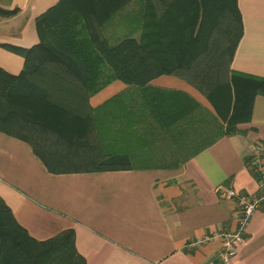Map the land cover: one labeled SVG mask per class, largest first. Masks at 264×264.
I'll return each mask as SVG.
<instances>
[{
  "label": "crops",
  "instance_id": "obj_1",
  "mask_svg": "<svg viewBox=\"0 0 264 264\" xmlns=\"http://www.w3.org/2000/svg\"><path fill=\"white\" fill-rule=\"evenodd\" d=\"M59 2L0 0V7L17 9L11 16L0 15L1 68L21 72L22 50L40 40L37 18ZM238 6L243 29L231 68L264 77V0H238ZM117 23L116 19L109 25V34L115 33ZM103 69L104 83L89 97L93 109L134 89L112 77L107 64ZM150 83L188 94L197 102L196 109L164 129L146 114L141 118L150 120L152 129L145 128L143 120L139 132L120 137L113 127L106 147L97 128L86 133L91 146L71 150L57 134L42 133L34 139L42 152L30 140L0 130V197L34 238L73 229L86 264H223L220 240L195 241L237 228L236 201L224 197L220 186L249 194L260 191L262 172L251 157L261 145L264 169V92L254 96L250 115L227 134L210 99L187 78L162 74ZM129 92L123 95L127 102ZM137 98L142 100L141 95ZM64 129L82 140L81 129ZM102 148L127 151L132 167L82 166H91L90 156H99ZM243 237L230 264H264V202L252 214Z\"/></svg>",
  "mask_w": 264,
  "mask_h": 264
},
{
  "label": "trees",
  "instance_id": "obj_2",
  "mask_svg": "<svg viewBox=\"0 0 264 264\" xmlns=\"http://www.w3.org/2000/svg\"><path fill=\"white\" fill-rule=\"evenodd\" d=\"M16 12L0 7L1 16ZM116 19V31L109 34L107 28ZM36 23L40 40L22 50L21 72L0 67V130L34 146L35 137L53 132L69 149L88 147L92 144L86 133L97 128L106 147L113 127L120 137L139 132L143 120L144 127L152 129L150 120L141 118L145 114L168 128L196 109L197 102L182 91L152 86L150 81L162 74H178L202 90L225 122L227 134L250 115L254 96L264 92V77L231 68L243 29L238 0H60ZM106 64L112 77L134 87L128 91L132 96L127 102L123 95L128 92L119 93L93 109L89 97L104 83ZM64 128L81 129L82 140L73 139ZM35 148L42 152L39 145ZM97 152L99 156H90L91 166H82L132 167L125 150ZM0 264L86 260L76 248L73 229L34 238L0 197Z\"/></svg>",
  "mask_w": 264,
  "mask_h": 264
},
{
  "label": "built area",
  "instance_id": "obj_3",
  "mask_svg": "<svg viewBox=\"0 0 264 264\" xmlns=\"http://www.w3.org/2000/svg\"><path fill=\"white\" fill-rule=\"evenodd\" d=\"M262 146L257 147L252 152L251 163L258 167V170L262 172L260 183V191L258 193H245L239 192L231 187L220 186L219 190L226 198L234 199L236 201L235 217L237 220V228L235 230H223L217 231L213 234L206 235L198 238L195 243L201 244L209 240H220L221 249L219 251V259L223 264H230L232 256L236 253L237 242L243 241V232L246 230V226L261 203L264 202V169L261 167L262 159L260 156Z\"/></svg>",
  "mask_w": 264,
  "mask_h": 264
},
{
  "label": "rangeland",
  "instance_id": "obj_4",
  "mask_svg": "<svg viewBox=\"0 0 264 264\" xmlns=\"http://www.w3.org/2000/svg\"><path fill=\"white\" fill-rule=\"evenodd\" d=\"M133 5L131 4V7H132Z\"/></svg>",
  "mask_w": 264,
  "mask_h": 264
}]
</instances>
